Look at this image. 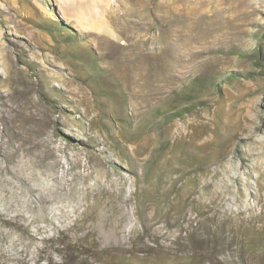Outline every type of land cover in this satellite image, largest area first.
Returning <instances> with one entry per match:
<instances>
[{
    "label": "rangeland",
    "instance_id": "374dc122",
    "mask_svg": "<svg viewBox=\"0 0 264 264\" xmlns=\"http://www.w3.org/2000/svg\"><path fill=\"white\" fill-rule=\"evenodd\" d=\"M0 198V264H264V0H0Z\"/></svg>",
    "mask_w": 264,
    "mask_h": 264
},
{
    "label": "trees",
    "instance_id": "16d2710c",
    "mask_svg": "<svg viewBox=\"0 0 264 264\" xmlns=\"http://www.w3.org/2000/svg\"><path fill=\"white\" fill-rule=\"evenodd\" d=\"M119 262H120V264H157L158 263L157 260H152V262L145 263L143 260L137 262L136 260H133L131 258H125V257H122L119 260Z\"/></svg>",
    "mask_w": 264,
    "mask_h": 264
},
{
    "label": "bare ground",
    "instance_id": "6f19581e",
    "mask_svg": "<svg viewBox=\"0 0 264 264\" xmlns=\"http://www.w3.org/2000/svg\"><path fill=\"white\" fill-rule=\"evenodd\" d=\"M14 175H15V173H14ZM18 175H19V174H18ZM18 175H16V176H18ZM55 176H56V175H55ZM19 177H20V176H19ZM19 177H18V178H19ZM24 178H25V177H24ZM53 178H54V177H53ZM16 179H17V178H16ZM53 180H54V179H53ZM19 182H20V181H19ZM24 182H25V181H24ZM27 184H28V183H27ZM29 184H30V183H29ZM17 185H18V184H17ZM30 186H31V185H30ZM66 186H67V185L58 187L59 191L65 189L64 187H66ZM29 188H31L32 190H34L32 187H29ZM9 191H10V190H9ZM14 192H15V191H14ZM18 192H21V191H18ZM14 195H15V194H14ZM9 196H10V195H9ZM12 196H13V195H12ZM4 198H5V195H4ZM19 198H20V196H19ZM38 198H39V197H38ZM1 199L3 200V198H0V200H1ZM9 199H10V198H9ZM4 200H5V199H4ZM10 200H11V199H10ZM16 201H18V200H16ZM16 201H15V202H16ZM11 202H12V201H11ZM11 202H9V204H10ZM13 202H14V201H13ZM21 203H22V205H23V204H28L26 199H20V202H19L18 204H21ZM11 205H12V204H11ZM13 205H14V203H13ZM15 205H16V203H15ZM15 205H14V206H15ZM22 205H21V206H22ZM7 206H8V205H7ZM9 206H10V205H9ZM11 207H12V206H11ZM24 207H25V205H24ZM24 207H22V208H24ZM26 207H27V206H26ZM16 208H17V210H18V207H16ZM19 208H20V207H19ZM31 209H32V208H31ZM0 210H1V209H0ZM20 210H21V209H20ZM20 212H21V211H20ZM22 214H23V213H22ZM18 215H19V214H18ZM20 216H21V215H20Z\"/></svg>",
    "mask_w": 264,
    "mask_h": 264
}]
</instances>
